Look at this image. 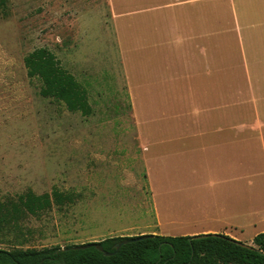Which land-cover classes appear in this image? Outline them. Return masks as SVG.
Here are the masks:
<instances>
[{
	"label": "rangeland",
	"instance_id": "rangeland-1",
	"mask_svg": "<svg viewBox=\"0 0 264 264\" xmlns=\"http://www.w3.org/2000/svg\"><path fill=\"white\" fill-rule=\"evenodd\" d=\"M113 1L119 8L125 5ZM62 11L44 10L42 0H7L0 17V248L65 246L153 233L151 180L160 190L156 201L165 230L172 228L171 211L181 224L189 223L188 230L225 229L252 245L255 236L264 233V222H250L247 200H241L234 221L241 225L226 228L200 210L193 213L191 190L177 192L182 198L169 209L162 188L166 176L153 171L146 175L108 0H95L87 15ZM42 46L54 51L86 87L94 108L91 116L41 96L42 82L28 76L24 58ZM248 181L241 180V185ZM55 187L74 192L76 201L34 215L18 202L29 189L41 194ZM209 233L218 234H198Z\"/></svg>",
	"mask_w": 264,
	"mask_h": 264
},
{
	"label": "crops",
	"instance_id": "crops-1",
	"mask_svg": "<svg viewBox=\"0 0 264 264\" xmlns=\"http://www.w3.org/2000/svg\"><path fill=\"white\" fill-rule=\"evenodd\" d=\"M42 1L44 10L78 15L95 6V0ZM120 1L119 8L108 0L110 19L146 175L166 176L169 209L182 198L177 192L191 190L194 214L240 226L234 221L244 199L250 222H264V177L258 179L264 176V0H241L239 14L236 0ZM93 113L92 105L84 116ZM151 187L153 233L231 235L188 230L171 211L172 228L165 230L160 190L152 180Z\"/></svg>",
	"mask_w": 264,
	"mask_h": 264
},
{
	"label": "trees",
	"instance_id": "trees-1",
	"mask_svg": "<svg viewBox=\"0 0 264 264\" xmlns=\"http://www.w3.org/2000/svg\"><path fill=\"white\" fill-rule=\"evenodd\" d=\"M5 6L6 0H0V17ZM24 63L28 76L41 80L43 97L63 102L70 112L83 115L92 112L88 90L50 48H35L25 56ZM17 199L34 215L55 205L74 203L77 195L55 187L41 194L29 189ZM190 237L147 233L108 236L65 246L0 248V264H264V233L256 235L251 246L224 233H209L192 240ZM119 243L121 246L117 249ZM106 251L113 254L106 255Z\"/></svg>",
	"mask_w": 264,
	"mask_h": 264
},
{
	"label": "water",
	"instance_id": "water-1",
	"mask_svg": "<svg viewBox=\"0 0 264 264\" xmlns=\"http://www.w3.org/2000/svg\"><path fill=\"white\" fill-rule=\"evenodd\" d=\"M207 235H208V234H197V235H193V236L190 237V240H192V239L202 238V237H205V236H207ZM242 244H243V245H247V246H251V245H248V244H246V243H242ZM120 246H121V243L117 244L116 248L119 249ZM98 248L101 249V250H103V248H102L101 245H98ZM105 254H106V255H111V254H113V253L106 251Z\"/></svg>",
	"mask_w": 264,
	"mask_h": 264
}]
</instances>
